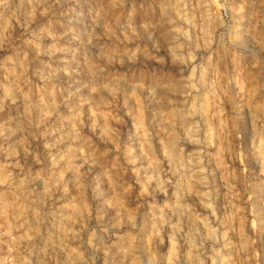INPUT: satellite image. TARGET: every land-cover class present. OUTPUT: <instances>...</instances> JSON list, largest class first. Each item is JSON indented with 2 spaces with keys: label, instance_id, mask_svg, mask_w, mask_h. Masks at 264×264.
Masks as SVG:
<instances>
[{
  "label": "rangeland",
  "instance_id": "rangeland-1",
  "mask_svg": "<svg viewBox=\"0 0 264 264\" xmlns=\"http://www.w3.org/2000/svg\"><path fill=\"white\" fill-rule=\"evenodd\" d=\"M0 264H264V0H0Z\"/></svg>",
  "mask_w": 264,
  "mask_h": 264
},
{
  "label": "bare ground",
  "instance_id": "bare-ground-1",
  "mask_svg": "<svg viewBox=\"0 0 264 264\" xmlns=\"http://www.w3.org/2000/svg\"><path fill=\"white\" fill-rule=\"evenodd\" d=\"M174 150H175V149H174ZM175 151H176V150H175ZM169 154H170V153H169ZM174 155H175V154H174ZM174 155H173V156H174Z\"/></svg>",
  "mask_w": 264,
  "mask_h": 264
}]
</instances>
